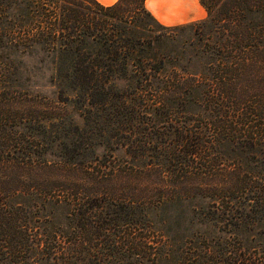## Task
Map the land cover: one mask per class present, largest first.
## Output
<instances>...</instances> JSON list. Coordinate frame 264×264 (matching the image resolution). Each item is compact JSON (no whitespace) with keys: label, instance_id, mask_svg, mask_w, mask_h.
<instances>
[{"label":"trees","instance_id":"obj_1","mask_svg":"<svg viewBox=\"0 0 264 264\" xmlns=\"http://www.w3.org/2000/svg\"><path fill=\"white\" fill-rule=\"evenodd\" d=\"M199 1L0 0V264H254L264 0Z\"/></svg>","mask_w":264,"mask_h":264},{"label":"crops","instance_id":"obj_2","mask_svg":"<svg viewBox=\"0 0 264 264\" xmlns=\"http://www.w3.org/2000/svg\"><path fill=\"white\" fill-rule=\"evenodd\" d=\"M110 5L116 0H97ZM148 11L164 25H179L195 22L206 16L199 0H145Z\"/></svg>","mask_w":264,"mask_h":264},{"label":"rangeland","instance_id":"obj_3","mask_svg":"<svg viewBox=\"0 0 264 264\" xmlns=\"http://www.w3.org/2000/svg\"><path fill=\"white\" fill-rule=\"evenodd\" d=\"M28 87L31 91H38L49 97L53 96L54 88L47 83L46 78L42 76V73L40 74L33 73L30 76ZM255 245H257L255 247L256 251L254 250L253 247L250 249V252H253L254 254V256L252 257V259L254 260L253 263L254 264H264V238H261L258 243L253 244V246ZM250 252H247V253L249 254ZM246 256L247 254L244 257ZM244 262L247 264L250 263V261H245V260Z\"/></svg>","mask_w":264,"mask_h":264}]
</instances>
